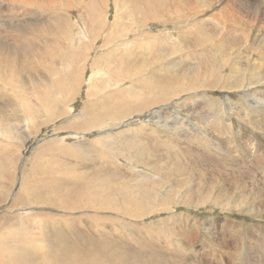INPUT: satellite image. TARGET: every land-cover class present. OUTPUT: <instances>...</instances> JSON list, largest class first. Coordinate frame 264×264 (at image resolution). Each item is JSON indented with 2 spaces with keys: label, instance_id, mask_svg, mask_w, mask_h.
Returning a JSON list of instances; mask_svg holds the SVG:
<instances>
[{
  "label": "rangeland",
  "instance_id": "1",
  "mask_svg": "<svg viewBox=\"0 0 264 264\" xmlns=\"http://www.w3.org/2000/svg\"><path fill=\"white\" fill-rule=\"evenodd\" d=\"M115 1L122 4L120 7L116 3L117 11ZM194 1L0 0V42L10 50L21 48L25 43L23 31L31 27L33 33L29 39L35 42L36 35L42 32V22L49 20L55 9H58L57 12L65 8L70 10L71 21L78 20L79 25L84 22L90 24L96 8L99 9L101 21L105 16L106 21H111L114 13L120 18L117 26L106 33L107 40L111 38L106 43L107 46L112 45L114 34L122 35L112 45L117 46L116 48L112 51L105 50V44L104 47H99L96 42L92 43L90 51L87 49L88 52H83L94 56L91 64L100 63L112 78L107 75L95 77L89 87L82 89L69 102L70 115L77 124H83L86 114L109 109L115 99L127 95L147 98L151 94L153 97H160L159 102L164 101L160 112L157 105H154L149 109L145 107L146 110H130L118 120L97 116L90 123L91 127L79 130L81 138L78 140L84 141L85 147H88L89 158L73 156L71 151L60 155H57V151H49L57 155L58 159L48 155V152H45V156L42 154V160L46 163L49 159L51 164L46 163L48 168L43 170L42 175L37 168L38 176L31 175L35 178L45 177L46 174L49 175L47 177L56 176L57 182L53 183L55 186L50 183L52 186L47 185L41 194L36 191L33 197H23V200H15L16 190H11L14 191L12 196L11 191L8 195H1L6 199H0V216L4 215L5 219H9L13 215L11 212L18 209V215L30 223L19 227L21 235L24 234V228L32 233L28 235H33V238L40 233L34 221L30 222L32 214L43 210L51 214L64 211L60 207L56 208L49 198L44 200L45 194L57 198L59 204L61 196L68 195L70 199L76 194L79 198L83 193L77 200L79 207L70 206L66 211L73 214V217L81 216L84 223H76L72 216H68L71 220L67 223L65 233L69 236L70 246L88 264L94 259L92 256L100 257L103 264H130L131 260H134V264H264V21H260L258 17L255 19V12L252 11L258 6L263 15L264 0ZM223 9L227 10L226 13ZM213 20L218 21L219 25L215 26ZM220 25L224 26L228 38L217 35L221 34ZM144 28L148 29L147 32L142 31ZM184 29H192V33L185 34L186 38L190 36L188 39L184 37ZM69 30V34L74 36L78 34L79 26L72 22ZM94 30L95 28L88 29V34ZM232 31L239 34L235 36ZM141 32L146 36H140ZM241 33H246L244 40ZM204 37L210 39L205 42ZM165 39L166 42L169 40V67L163 64L164 53L167 51L161 45ZM186 43L188 47H185ZM212 46L217 48L212 50ZM68 57L70 55L64 52L61 59L57 61L53 58L46 64L52 71L49 72L53 73L51 80L64 73L63 65L68 62ZM223 59L227 63H222ZM244 62H247V67H253L254 64L258 66V76L230 67L238 64L244 68ZM137 67L141 68L142 77L136 73ZM12 70L17 82L26 80L28 76L37 77L34 71H21V65L17 61ZM47 71L44 72L46 75ZM166 71L177 77L165 78ZM85 74L88 75L89 72ZM118 80L121 83L119 90L106 94L108 90L116 89ZM167 83L166 87L162 86ZM64 93V89L60 88L55 91V96L59 97ZM162 97H165L164 100ZM30 98L33 100L34 96L30 95ZM6 103L10 107L7 108ZM17 108L19 107L13 97L11 100L10 97L0 95L1 115L9 112L7 116L10 118L13 115L14 118L20 113ZM148 110H153L151 116ZM134 122H143L146 126L132 124ZM9 123L1 119L0 127L5 128L8 135H12L9 138L13 137L11 140L14 141L10 142L21 141V134L14 138V133L17 135L19 132L11 129ZM126 125L130 126V131L124 132ZM64 126L60 118L41 126L37 134H32L22 145V155H18L22 159L15 156L17 166L24 165L26 161L23 158L30 157V147L39 143L49 140L53 146L62 148V145L72 142L73 134L69 135L68 131L75 129ZM10 142L9 148L13 145ZM0 145V159H3L5 151H2V144ZM53 157L57 159L56 163ZM30 162H26L28 169L32 168V161ZM73 166L79 172L82 170L87 174L80 181L82 184L70 176V171L73 174ZM142 171L148 175H141ZM66 172L68 175L63 176ZM106 175L112 177V180H103L108 177ZM42 200L45 202L39 203ZM13 201H17L18 207L11 206ZM131 203L135 205V209H132ZM47 207L51 209L48 210ZM124 208L129 210L125 212ZM91 212L99 217V227L102 228V236L106 238L105 244L97 245L98 240L91 239L94 233L88 225V213ZM11 221L14 223L15 220ZM80 229L85 231L81 232ZM48 234L51 238L54 237L52 230L46 233ZM34 250H23L28 252L27 255L24 253L26 261L29 263L30 260L29 264H42L33 259H45L46 256L42 254L44 250L36 251L39 257L30 255Z\"/></svg>",
  "mask_w": 264,
  "mask_h": 264
},
{
  "label": "bare ground",
  "instance_id": "2",
  "mask_svg": "<svg viewBox=\"0 0 264 264\" xmlns=\"http://www.w3.org/2000/svg\"><path fill=\"white\" fill-rule=\"evenodd\" d=\"M193 2V0H191ZM196 1V0H195ZM194 1V2H195ZM199 1V0H198ZM241 2V0H239ZM114 2V1H113ZM149 2V0H148ZM201 2V1H200ZM199 2V3H200ZM116 3L122 7L121 2L119 1H115V11L118 10V8H116ZM153 3V2H152ZM227 3V2H226ZM236 3V2H235ZM157 4V3H156ZM50 5V4H49ZM56 5V4H55ZM146 5V4H145ZM197 5V3L195 4ZM262 5V4H261ZM93 6V5H92ZM225 6V5H224ZM223 6V7H224ZM51 7V6H50ZM67 7V6H66ZM240 7V6H239ZM248 7V6H247ZM43 8V7H42ZM65 8V7H64ZM226 8V6L224 7ZM232 8V7H231ZM230 8V9H231ZM41 9V8H40ZM241 9V8H240ZM54 10V9H53ZM58 9H55V13L52 15V17L47 20L46 22H42V32L38 33L37 31V42L36 41H31L29 38L32 35V27L31 29H28L27 31H23V38L25 40V43L22 44L21 48H14L13 50H10L7 48V46H5L4 44H2L0 42V95L3 96H7L10 97L12 100V97L16 103V106L19 107L16 110L20 113H18L17 115H15V117L13 118L12 116L9 118L7 115H9L8 113H5L4 116L0 114V121L2 120H6L9 121L11 123V129H13L14 131H18L19 134L16 135V133H14L15 136H19L21 134L22 139L17 140L16 142L12 143L10 142V140L13 138H9L11 137L10 135H8L5 130V128H1L0 127V144H2V151H5V158L3 157V159H0V199H3L5 197H3L6 193L8 195V192L11 190H16V196H15V200L16 198L23 200V197L25 198H30L34 196V193L37 191L39 194H41V191H45L47 185L48 186H52L50 185L57 182L56 176L55 177H47L49 175H45V177L42 178H35L31 175L32 174H36L37 170L40 169V175H42L44 173V169L48 166H46V163H48L47 165H49L50 161L49 159L46 160V163L42 160V154L44 155L45 152L50 153L48 155H50L51 157H58L57 155L59 154H64L67 153L68 151H71L73 153V156H83L84 158H89V149L88 147L86 148L84 145V141H79V137L81 135V133L79 132V130H84L87 129L89 127H91V122L92 120H94L97 116H107L110 119H115L118 120L120 118H122L123 116H126L130 110H142L145 109V107L148 109L154 105H157V109L160 112V110L162 111L163 109V105L162 103H164V101L159 102V98L158 97H153V95H149V97L147 98H143V97H129L128 95L124 98H117L113 101L112 107L109 109H105L103 111H93V113L90 115H85V120L83 121V124H77L75 122V119L72 117V115H70V111L71 108L70 106H68L69 102L72 101L74 99V97L76 95H79L80 91H82V89H86V87H89V84L93 81V79L95 77L101 78L102 76L107 75L108 78H112V76H109L108 72H106V70H104V67L100 66L99 64L95 63V64H91V61L94 60V56H90V55H86L83 54V52H88L90 51V48L92 46V43L98 44V46L102 47L104 44V46H106L105 50H109L112 51L113 48H116L117 46H112L115 45V40L116 38H118L119 36H122L121 34H114L113 35V43L111 42L112 45L107 46L106 43L110 42V39L107 40V36L106 33L108 32V30L113 29L117 26V21L120 19L116 13H114V17L112 18L111 21L109 20H105L104 17L101 21L100 18V12L99 9L96 8L95 10H93V14H92V18L90 19V24L88 22L87 23H82V25L78 23V20L75 21H71V12L68 9H63L57 12ZM224 10V9H223ZM229 10V9H228ZM225 11V10H224ZM227 11V10H226ZM225 11V13H226ZM244 11V10H243ZM250 11V9H249ZM248 11V12H249ZM254 13V18L256 19V17L260 18L259 20H263L264 21V14L262 15L260 13V8H258V6L254 7L253 10ZM237 12V10H236ZM240 12V11H238ZM245 12V11H244ZM103 13V12H102ZM247 13V12H245ZM263 13V11H262ZM91 14V13H90ZM238 14V13H237ZM240 14V13H239ZM238 14V15H239ZM129 15V14H128ZM163 15V14H162ZM184 15V14H183ZM219 15V14H218ZM233 15V14H232ZM231 15V18L233 17ZM236 15V14H234ZM237 15V17H238ZM243 15V14H242ZM260 15V16H258ZM87 16H89V14H87ZM222 16V15H221ZM220 16V17H221ZM230 16V15H229ZM123 17V15H122ZM125 17V16H124ZM127 17V16H126ZM228 17V15L226 16ZM235 17V16H234ZM241 17V16H240ZM216 18V17H215ZM222 18V17H221ZM220 18V19H221ZM139 19V18H138ZM225 19V18H224ZM140 20V19H139ZM142 20V19H141ZM211 20V19H210ZM235 20V19H234ZM144 21V20H143ZM216 21V20H215ZM214 22V25H219V23ZM232 21V20H230ZM75 22V24L77 26H79V32L78 34L74 35L73 34H69L70 32V26L71 23ZM234 22V21H232ZM255 22V21H254ZM257 22V20H256ZM30 23V22H29ZM182 23V22H181ZM201 23V22H200ZM222 23V22H221ZM235 23V22H234ZM41 24V23H40ZM213 24V23H212ZM237 24V23H236ZM261 24V23H260ZM133 25V24H132ZM263 25V24H262ZM30 26V25H29ZM255 26V25H254ZM189 27V26H188ZM187 27V28H188ZM218 27V26H217ZM262 27V26H261ZM29 28V27H27ZM95 28L94 31H92L91 34H88V29H92ZM192 28V27H190ZM194 28V27H193ZM36 29V28H35ZM34 29V30H35ZM147 28H144L142 31L143 32H147L146 31ZM216 29V27H215ZM214 29V30H215ZM148 30V29H147ZM195 31V30H194ZM230 31V30H229ZM236 31V30H235ZM149 32V31H148ZM196 32V31H195ZM200 32V31H199ZM218 32V30H217ZM219 32H221V34H217L218 36H224L226 38H228L227 36V31H225L224 26L220 25V29ZM233 34L235 36H237L234 31H232ZM192 33V29L186 30L184 29V37L186 36L185 34H190ZM198 33V31H197ZM214 33V32H212ZM1 34V33H0ZM17 34V33H16ZM151 34V33H150ZM181 34H183L181 32ZM216 34V32H215ZM117 35V36H116ZM146 36V34H143L142 32L140 33V36ZM157 35V34H156ZM187 35V36H188ZM199 35V34H198ZM201 35V34H200ZM199 35V36H200ZM205 35V34H204ZM229 35V34H228ZM170 36V35H169ZM172 36V35H171ZM170 36V37H171ZM192 36V35H191ZM221 36V37H222ZM241 36L243 37L242 40H244L246 36V33H241ZM17 37V36H16ZM159 37V36H157ZM163 37V36H162ZM190 36H188L189 38ZM193 37V36H192ZM191 37V38H192ZM202 37V36H201ZM213 37V36H211ZM217 37V36H216ZM19 38V37H18ZM77 38V39H75ZM99 38V40L97 39ZM168 38V37H167ZM173 38V37H171ZM168 38V39H171ZM178 38V37H177ZM186 38V37H185ZM186 38V39H188ZM194 38V37H193ZM209 38V37H208ZM207 37H204L203 40L205 42H207L209 39ZM234 38V37H232ZM238 38V37H236ZM240 38V37H239ZM163 39V38H162ZM166 39L163 42L164 44L161 45L164 48V51L166 49V53H164V58L163 60L165 61L163 64L165 66L168 65V56L170 55L169 49H168V44H169V40ZM213 39V38H212ZM215 39V38H214ZM249 39V38H248ZM148 40V39H147ZM192 39H189V41ZM196 40V39H194ZM226 40V39H225ZM232 40V39H231ZM237 40V39H236ZM176 41V40H175ZM224 41V40H223ZM241 41V40H240ZM248 41V40H247ZM135 42V41H133ZM137 42V41H136ZM181 42V41H180ZM185 42V41H184ZM203 42V41H202ZM210 42V41H209ZM232 42V41H231ZM235 42V41H234ZM77 43V45L75 44ZM101 43V45H100ZM138 43V42H137ZM173 43V41L171 42ZM175 43V42H174ZM187 43H189L187 41ZM185 45V47L188 45ZM214 43V42H213ZM239 43V42H238ZM249 43V42H248ZM162 44V43H161ZM193 44V43H192ZM191 44V45H192ZM204 44V43H203ZM210 44V43H209ZM217 44V43H216ZM223 44V43H222ZM76 45V47H75ZM174 45V44H172ZM196 45V44H195ZM214 45V44H213ZM220 46V44H218ZM103 46V47H104ZM119 46V45H118ZM171 46V44H170ZM177 46V44H176ZM218 46V47H219ZM225 46V45H224ZM227 46V45H226ZM197 47V45L195 46ZM199 47V45H198ZM201 47V46H200ZM228 47V46H227ZM67 48H69L67 50ZM125 48V47H123ZM178 48V47H177ZM180 48V47H179ZM192 48V46H191ZM216 49L217 46H212V50ZM224 48V47H223ZM88 49V51H87ZM130 49V48H129ZM198 49V48H197ZM210 49V47H209ZM104 50V51H105ZM189 50V49H188ZM208 50V49H207ZM226 50V49H225ZM255 50V49H254ZM197 51V50H196ZM205 51V50H204ZM256 51V50H255ZM67 53L68 55H70V57H68V62H64L65 64L63 65V69H64V73L61 75H58V77L56 76L55 80H51V73L52 71L48 69V67L46 66V64L51 61L53 58H56L57 61L58 59L62 57L63 53ZM123 52V51H122ZM129 54H131L130 51H127ZM200 52V51H199ZM229 52V51H228ZM163 53V52H162ZM204 53V52H203ZM216 53V52H215ZM83 54V55H82ZM183 54V53H182ZM220 54V53H219ZM134 55V54H133ZM189 55V54H188ZM195 55V54H194ZM202 55V53H201ZM213 55V54H212ZM216 55V54H215ZM103 56V55H102ZM186 56V55H184ZM198 56V55H197ZM204 56V54H203ZM210 56V55H209ZM167 57V58H166ZM188 57H192V56H187ZM202 57V56H201ZM219 57H221L219 55ZM186 58V59H187ZM211 58V57H210ZM192 59H194V57H192ZM213 59V58H212ZM238 59V58H237ZM244 59V58H243ZM264 59V58H263ZM185 60V59H184ZM183 60V61H184ZM249 60V59H248ZM16 61L21 65V71L23 70L25 73L27 72V70L30 71H34L37 73V77L31 78V77H27L26 80L21 81V80H17L14 79L13 76V70L12 67L14 66V63H16ZM191 61V60H190ZM194 61V60H193ZM231 61V60H230ZM247 61V60H245ZM54 62V61H53ZM182 62V60H181ZM186 62V61H185ZM192 62V61H191ZM237 62V61H236ZM235 62V63H236ZM62 63V62H61ZM222 63H227L226 59H223ZM231 63V62H230ZM245 63V62H244ZM247 63V62H246ZM246 63H245V67L246 68ZM254 63V62H253ZM251 63V64H253ZM256 63V62H255ZM259 63V62H258ZM261 63V61H260ZM259 63V65H260ZM263 63V62H262ZM60 64V63H59ZM162 64V65H163ZM177 64L179 65L180 62L178 61ZM184 64V63H182ZM206 64V63H205ZM250 64V65H251ZM264 64V63H263ZM263 64H261L263 66ZM52 65V64H51ZM55 65V64H54ZM53 65V66H54ZM200 65V64H199ZM197 65V66H199ZM260 65V66H261ZM180 66V65H179ZM241 66V65H240ZM238 66V64H233L232 69H235L237 71H243V72H248L249 74L252 75H257L259 72V68L258 66L256 67L255 64L252 67L248 65V67L246 69L242 68ZM259 66V67H260ZM62 67V66H61ZM169 67V66H167ZM201 67V66H200ZM198 67V68H200ZM51 69V66H50ZM57 69V68H54ZM170 69V68H169ZM195 69V66H194ZM202 69V67H201ZM40 70V72L38 71ZM48 70V71H47ZM162 70V69H160ZM200 70V69H199ZM264 70V69H262ZM47 71L48 74L46 75L44 72ZM51 71V72H49ZM136 73L140 74L141 76V68L137 67L135 69ZM89 72L88 75H86L85 73ZM221 72V71H219ZM194 73V72H193ZM207 73V72H206ZM205 73V74H206ZM261 73V72H260ZM28 74V73H27ZM138 74V75H139ZM237 74V73H236ZM244 74V73H243ZM181 75V74H180ZM183 75V74H182ZM181 75V76H182ZM198 75V74H195ZM193 75V76H195ZM54 76V75H53ZM258 76V75H257ZM142 77V76H141ZM165 78L170 79L173 77H177L176 75H170L169 73H165L164 75ZM196 77V76H195ZM55 78V77H54ZM194 78V77H193ZM209 78V77H208ZM222 78V77H221ZM95 80V79H94ZM134 80V79H133ZM132 80V81H133ZM210 80V78H209ZM223 80V79H222ZM252 80V79H251ZM20 81V82H19ZM100 81V80H99ZM225 81V80H224ZM171 82V81H170ZM191 82V81H190ZM189 82V83H190ZM222 82V81H221ZM212 83V82H210ZM209 83V84H210ZM256 83V82H255ZM169 83L162 85V86H167ZM192 84V83H191ZM93 85V84H92ZM181 85V84H180ZM179 85V86H180ZM116 89H110V91L108 90V92H106V94H113L115 92H117L119 90V86H121L120 81H116ZM211 86V85H210ZM209 86V87H210ZM238 86V85H237ZM244 86V85H243ZM250 86V85H249ZM239 87H241L239 85ZM246 87V86H245ZM64 89V94H60L59 97L55 96V91L58 89ZM237 88V87H236ZM251 88V87H250ZM98 90V89H97ZM90 91V89H89ZM58 92V91H57ZM62 92V91H59ZM58 92V93H59ZM88 92V91H86ZM128 94V93H127ZM130 94V93H129ZM164 94V93H162ZM168 94V93H166ZM30 95L34 96V99L32 100L30 98ZM57 95V94H56ZM63 95V96H61ZM89 97V95H87ZM167 97V96H166ZM111 98V97H110ZM164 100L165 97H162ZM256 99V98H255ZM8 102V101H7ZM190 103V102H189ZM7 104V103H6ZM191 104V103H190ZM10 107V104H7V108ZM12 107V106H11ZM20 107H23L24 109L22 110ZM13 108V107H12ZM10 109V108H9ZM9 109H7L6 111H9ZM96 109V108H95ZM153 110L155 108H152ZM14 110V109H13ZM133 110V111H134ZM146 110V109H145ZM153 110H148L150 116L152 115V111ZM193 110V109H192ZM16 111V112H17ZM155 111V110H154ZM1 112V109H0ZM158 112V113H159ZM157 115V114H156ZM155 115V116H156ZM84 117V116H83ZM149 117V116H148ZM56 118H60L62 120V123L65 124L64 127L66 128H73L75 130H69L68 134H73L71 136V139L73 140L70 143H66L64 145H62V148H58L57 146H53L52 142H42L41 144L39 143V145L30 147L31 148V153H30V157L28 158H23L24 161L26 162H30L32 161V168L28 169L26 167V162H24V165L22 166H17V160L15 159V156L17 155H22V145L24 144V142L32 135V134H37V132L39 131V128H41V126L46 125V124H51V122L53 120H55ZM175 118V117H174ZM83 119V118H82ZM156 119V118H155ZM145 120V119H144ZM14 122V123H13ZM209 122V121H207ZM9 123V124H10ZM132 124H136V125H141V126H146L145 123L143 122H134ZM94 125V124H93ZM126 130H124V132H127L129 129V125H126ZM10 129V128H7ZM91 129V128H90ZM11 131V130H10ZM67 131V130H66ZM123 132V131H122ZM254 132V131H253ZM57 133V132H56ZM127 133H125L126 135ZM57 135V134H56ZM68 135V136H69ZM20 136V137H21ZM67 136V137H68ZM70 137V136H69ZM18 138V137H17ZM81 138V137H80ZM66 139V138H64ZM87 140V139H86ZM14 141V140H11ZM20 141V142H19ZM117 141V140H116ZM9 142L12 143V147L9 148ZM88 142V141H87ZM135 142V141H134ZM55 143H57V141H55ZM63 144V143H62ZM86 144V143H85ZM11 146V145H10ZM1 147V145H0ZM136 147V146H135ZM10 149V151H9ZM12 151V153H11ZM49 151H57V155L55 154H51V152ZM93 152V150H92ZM91 153V152H90ZM95 153V151H94ZM47 155V156H48ZM69 155V154H68ZM92 155V154H90ZM45 156V155H44ZM2 157V156H1ZM19 157V156H18ZM22 156L19 157V159ZM49 157V158H51ZM53 157V158H54ZM54 158L53 160L55 161ZM58 159V158H57ZM56 159V160H57ZM75 160V159H74ZM79 161V160H78ZM81 161V160H80ZM92 161V160H91ZM107 161V160H106ZM105 162V161H103ZM31 163V162H30ZM29 163V164H30ZM56 163V161L54 162ZM59 163V162H58ZM61 163V162H60ZM106 163V162H105ZM112 163V162H111ZM51 164V163H50ZM75 164V163H74ZM82 164V162H81ZM53 165V164H52ZM70 165V164H69ZM78 165V164H77ZM99 165V164H98ZM28 166V165H27ZM57 166V165H56ZM66 166V165H65ZM72 166V165H71ZM67 167V166H66ZM75 166L72 167L73 170V174L71 175V171H70V176H73V178H76L77 181H81L82 179L84 180L83 176L87 175L84 174L82 172V170H80L81 172H79L76 168H74ZM86 167V166H85ZM37 168V170H36ZM51 168H53L51 166ZM56 168V167H55ZM61 168V167H60ZM66 171H68L67 168H64ZM62 169V170H64ZM84 169V168H83ZM49 170V169H48ZM58 170V169H56ZM64 170V172H65ZM46 171V170H45ZM51 171V170H50ZM69 172V171H68ZM68 172L62 174L63 176H67ZM61 173V172H60ZM52 174V173H51ZM54 174V173H53ZM57 174H59L57 172ZM143 176H147L148 173H143V171L140 173ZM34 175V176H35ZM39 175V176H40ZM38 176V175H37ZM44 176V175H43ZM108 177L103 178V180H109L111 181L112 177H110L109 175H106ZM142 176V177H143ZM85 177V176H84ZM87 177V176H86ZM99 177V176H98ZM75 179V180H76ZM101 179V178H100ZM90 179H88V181H90ZM72 181V179H71ZM62 183V181H61ZM60 183V184H61ZM81 183V182H80ZM79 183V184H80ZM87 183V182H86ZM102 183V182H101ZM64 184V183H63ZM82 184V183H81ZM106 184V183H105ZM54 185V184H53ZM103 185V184H101ZM107 185V184H106ZM122 185V184H121ZM55 186V185H54ZM57 186V185H56ZM81 186V185H80ZM86 186V185H85ZM119 186V185H118ZM59 187V186H58ZM61 187V186H60ZM59 187V188H60ZM75 187V186H74ZM87 187V186H86ZM89 187V186H88ZM102 187V186H101ZM49 188V187H48ZM56 188V187H55ZM58 188V189H59ZM78 188V187H77ZM83 188V187H82ZM90 188V187H89ZM93 188V187H92ZM99 188V187H98ZM97 188V189H98ZM123 188V187H122ZM52 189V188H51ZM76 189V187H75ZM84 189V188H83ZM82 189V190H83ZM91 189V188H90ZM95 189V190H97ZM117 190H119L118 188H116ZM57 190V188H56ZM60 190V189H59ZM80 190V189H79ZM86 190V189H85ZM93 190V189H92ZM100 190H102L100 188ZM69 191V190H68ZM73 191H76L73 189ZM78 191V190H77ZM89 192V189L87 190ZM14 193V191H11V193ZM23 192V193H22ZM79 192V191H78ZM82 191H80L81 193ZM84 192V190H83ZM87 192V194H88ZM91 192V191H90ZM89 192V194H90ZM99 192V190L97 191ZM120 192V191H119ZM47 193V192H46ZM63 193H65L63 191ZM67 193V192H66ZM86 193V192H85ZM48 194V193H47ZM47 194H45L46 196L44 197V200H47L48 198L50 200H52V204H54V206H56V208L60 207V209H63L64 211L61 210V213L59 211V213L57 214H51V212H48L47 210H43L42 212H36L34 214H32L31 216V220L30 222L34 221L35 226L39 229L40 233L37 236H34L35 238H33L31 235L28 234H32L29 233V230L27 229H23L24 234L21 235V233L19 232V227H23L22 225L26 224V218H22V216L18 215V213L16 212L17 210H14L13 212H11L12 217H10L9 219H5L6 216L1 215L0 216V264H29L26 261V253H28L26 251V253L23 251L24 249H35L33 253H31V256H35V257H39L36 253V251L38 250L39 252L43 249L44 252L42 254H44V257L46 256L45 259L39 257V258H35L33 259V261L35 260V262H41L42 264H88V262L86 263L85 260H83L81 258L80 255H78L75 250L70 246V242L68 240V237L65 233L66 227H67V223H70L69 221L71 220L68 216H72L73 214H68V212L66 211L67 209L70 208V206H72L73 208L79 207L77 206V200L83 196L81 193V196L79 198H77L76 194L72 195L71 193V197H69L70 199H68V195H65V197H60V202L59 204H57V198L54 199L51 196H47ZM55 194H57L55 192ZM93 194H95L93 192ZM91 194L93 197L94 195ZM100 194V193H99ZM3 195V196H1ZM15 195V194H14ZM78 195V194H77ZM134 195V194H133ZM12 196V194H11ZM85 196V195H84ZM89 196V195H88ZM129 196V195H128ZM3 197V198H1ZM58 197V196H57ZM24 198V199H25ZM41 198V197H40ZM87 198V197H85ZM91 198V197H90ZM100 198V197H99ZM103 198V197H102ZM6 199V198H5ZM17 199V200H18ZM89 199V197H88ZM98 199V198H97ZM81 201V200H80ZM83 201V200H82ZM81 201V202H82ZM14 204L12 203V207H18L19 204H16L17 201H13ZM45 201H40L39 203H44ZM84 202V201H83ZM124 202V201H123ZM128 202V201H127ZM164 202V201H163ZM22 202H20L21 204ZM28 203V202H27ZM29 204V203H28ZM84 204L85 203H81ZM103 204V203H102ZM128 204V203H127ZM26 205V204H25ZM78 205H80V203L78 202ZM97 205V204H96ZM50 206V205H49ZM132 207V209H135V205H133V203H131L130 205ZM52 207V206H51ZM69 207V208H68ZM114 207V206H113ZM127 207V206H124ZM129 207V206H128ZM53 208V207H52ZM15 209V208H14ZM23 209V208H22ZM48 210H50L51 208L47 207ZM59 209V210H60ZM55 210V209H54ZM57 210V209H56ZM71 210V209H70ZM74 210V209H73ZM125 210V208H124ZM129 210L126 209L125 212ZM81 211V210H80ZM2 212V211H1ZM16 212V213H15ZM58 212V211H57ZM82 212V211H81ZM86 212V211H85ZM98 213V212H97ZM10 214V215H11ZM95 214V213H94ZM92 212L88 213L89 215V220H88V225L90 226L91 230L94 232L93 235H91V239L92 240H98L96 242L97 245H101L102 243L105 244L104 240H106L105 237L102 236L101 233V229L99 226L100 224V220L98 219L99 217H97V215H94ZM75 219L74 221L76 223H82L83 220L81 218V216L78 215H74V217L72 216V219ZM10 220H15L13 223V226H11V222ZM84 223V222H83ZM102 223V222H101ZM28 224V223H27ZM30 224V223H29ZM28 224V225H29ZM32 224V223H31ZM33 224V225H34ZM87 225V226H88ZM103 227V226H102ZM62 228V230L60 229ZM203 228V227H202ZM52 230L54 234V237L51 238L48 235H46V233L48 231ZM21 231V230H20ZM81 232H84L85 230L80 229ZM154 231V230H153ZM96 232V233H95ZM101 234V235H99ZM87 236V234H86ZM85 236V237H86ZM84 237V236H83ZM89 237V236H88ZM78 246V245H77ZM94 246V245H92ZM90 245V247H92ZM96 247V246H95ZM37 251V252H38ZM77 251V250H76ZM89 251V250H88ZM87 251V252H88ZM24 253L26 255H24ZM33 254V255H32ZM105 254V251H104ZM37 255V256H36ZM91 255V254H89ZM43 256V255H42ZM94 257V259L89 262V264H103L102 259L100 257H96V256H92ZM34 258V257H33ZM30 259V258H28ZM39 259V260H38ZM130 264H134V260H131L129 262ZM40 264V263H39Z\"/></svg>",
  "mask_w": 264,
  "mask_h": 264
}]
</instances>
